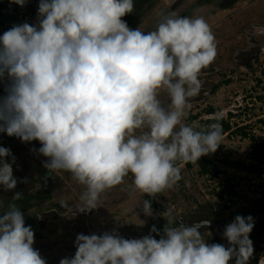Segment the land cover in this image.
Returning a JSON list of instances; mask_svg holds the SVG:
<instances>
[{
    "label": "clouds",
    "instance_id": "1",
    "mask_svg": "<svg viewBox=\"0 0 264 264\" xmlns=\"http://www.w3.org/2000/svg\"><path fill=\"white\" fill-rule=\"evenodd\" d=\"M10 2L23 8L29 0ZM133 11L134 0H39L35 24L0 35V133L39 142L33 151L46 158L47 174L68 173L83 186L80 213L97 209L101 195L129 175L134 190L156 199L180 181V163L195 164L222 144L220 123L199 130L183 123L202 71L217 56L209 24L170 13L143 32L122 19ZM14 163L11 150L0 147L5 191L17 187ZM21 197L14 192L12 199ZM142 204L152 217L151 201ZM166 221L163 234L150 230L159 240L78 234L74 257L59 264H248L253 256L251 216L225 226L227 247L205 240L200 229L210 220L189 226L169 211ZM34 237L20 207L9 204L0 214V264H47Z\"/></svg>",
    "mask_w": 264,
    "mask_h": 264
},
{
    "label": "rangeland",
    "instance_id": "2",
    "mask_svg": "<svg viewBox=\"0 0 264 264\" xmlns=\"http://www.w3.org/2000/svg\"><path fill=\"white\" fill-rule=\"evenodd\" d=\"M6 2V9L0 11V35L13 25L37 22L39 0H29L23 8ZM170 13L202 17L216 39V59L202 71L200 93L189 99L183 123L198 130L206 128L210 120L227 127L217 151L206 156L218 174L213 170L202 174L198 163H182L180 181L156 199L134 190L129 175L123 184L101 195L97 209L80 213L75 209L83 186L68 173L49 176L43 167L46 158L33 151L40 147L39 142L26 144L0 133L5 134L0 147L10 149L15 157L13 176L18 181L14 191L0 187V214L11 203L20 207L26 226L34 230V247L47 264L74 257L75 240L81 233L117 232L125 239L151 234L159 240L150 230L155 226L163 234L169 211L189 226L210 220L211 226L200 231L208 244L225 247V226L237 215L253 217L250 239L254 252L248 264H264V176L248 168L254 140L264 139L259 122L264 119V0H134L133 13L122 19L130 29L149 32ZM159 99L169 107L167 93H161ZM14 192L22 193L20 200L12 199ZM143 200L151 201L152 217L143 215Z\"/></svg>",
    "mask_w": 264,
    "mask_h": 264
},
{
    "label": "trees",
    "instance_id": "3",
    "mask_svg": "<svg viewBox=\"0 0 264 264\" xmlns=\"http://www.w3.org/2000/svg\"><path fill=\"white\" fill-rule=\"evenodd\" d=\"M7 5L8 3L6 0H0V11L6 9ZM213 122L214 121L210 120L209 125L213 124ZM259 122L263 125L264 130V119H259ZM222 129L224 134L227 131V127H222ZM250 160L252 163L248 165V168L251 170V172H258L264 176V139L261 141L254 140L250 154ZM197 163L201 168L202 174H208L209 172H212V170L213 173L218 174L217 170H214L215 166L211 162L207 161L206 156L201 157Z\"/></svg>",
    "mask_w": 264,
    "mask_h": 264
},
{
    "label": "bare ground",
    "instance_id": "4",
    "mask_svg": "<svg viewBox=\"0 0 264 264\" xmlns=\"http://www.w3.org/2000/svg\"><path fill=\"white\" fill-rule=\"evenodd\" d=\"M6 134V133H5ZM5 134L4 135H0V138L2 137V136H5Z\"/></svg>",
    "mask_w": 264,
    "mask_h": 264
}]
</instances>
